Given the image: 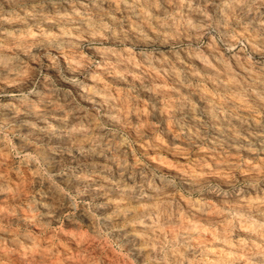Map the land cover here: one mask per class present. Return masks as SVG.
<instances>
[{"label":"clouds","instance_id":"obj_1","mask_svg":"<svg viewBox=\"0 0 264 264\" xmlns=\"http://www.w3.org/2000/svg\"><path fill=\"white\" fill-rule=\"evenodd\" d=\"M0 264H264V0H0Z\"/></svg>","mask_w":264,"mask_h":264},{"label":"bare ground","instance_id":"obj_2","mask_svg":"<svg viewBox=\"0 0 264 264\" xmlns=\"http://www.w3.org/2000/svg\"><path fill=\"white\" fill-rule=\"evenodd\" d=\"M153 162L156 161L154 160ZM159 163L164 167H170L172 162L168 158H162Z\"/></svg>","mask_w":264,"mask_h":264}]
</instances>
